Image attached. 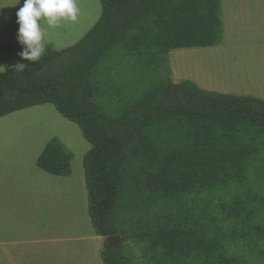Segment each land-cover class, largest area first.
I'll return each mask as SVG.
<instances>
[{
	"label": "trees",
	"instance_id": "1",
	"mask_svg": "<svg viewBox=\"0 0 264 264\" xmlns=\"http://www.w3.org/2000/svg\"><path fill=\"white\" fill-rule=\"evenodd\" d=\"M99 1L101 16L78 43L0 73V118L50 104L79 126L91 145L83 163L90 219L99 236L121 238L117 249L105 242V264H130L117 216L136 212L139 231H129L157 264L264 261V101L159 75L172 51L222 42L221 0ZM121 58L157 79L141 100L104 71ZM107 99L120 117L106 114ZM72 160L53 138L36 165L70 176ZM192 196L205 204L199 213Z\"/></svg>",
	"mask_w": 264,
	"mask_h": 264
},
{
	"label": "rangeland",
	"instance_id": "2",
	"mask_svg": "<svg viewBox=\"0 0 264 264\" xmlns=\"http://www.w3.org/2000/svg\"><path fill=\"white\" fill-rule=\"evenodd\" d=\"M228 1H230V20L233 32L232 41H230L231 50L172 51L169 59L159 71L162 78L173 80V66L176 64L183 71L185 78L193 82L198 80L208 86L221 85L227 87L226 89L230 87L236 89L250 85L252 80L258 79V43L261 29L264 27V4L261 2L264 0H221L224 9ZM23 3L24 0H19V3L18 0H0V47L10 46L16 48L17 51H23V46L17 39L19 26L16 23V12ZM77 4L80 11L76 21H63L59 28L48 29L46 48L62 50L75 45L99 20L102 12L99 0H77ZM223 39L212 49H217L223 43ZM180 53L184 55L172 66V59ZM32 63L22 60L19 54H0V73L20 70ZM135 65L137 64L134 59L121 58L112 60L107 67H104V71L107 75L110 74L113 80L123 86L124 90L137 101L155 86L153 83L157 79L147 75L145 77L143 69ZM105 102L107 104L104 110L109 117L121 116L122 111L117 103L112 102V104L108 99ZM53 138H58L66 150L73 155L70 183H73L75 187L86 186L83 163L91 145L83 137L79 126L62 117L53 105L37 106L0 118V153L5 156V165L11 170H26L28 176L49 175L39 169L36 162L46 144ZM199 198L192 196L188 202L190 206L192 201H195L193 206L197 213L205 207ZM217 203L218 200H214L211 207L219 211L221 208ZM150 218L149 215L146 216V219ZM139 220L140 215L137 212L128 215L121 213L117 216L118 225L127 230L123 253L130 264H157L151 260L146 244L141 243L135 233L129 231L130 228L136 232L139 231L137 229ZM93 233L94 228L88 215V200H86L84 211L81 215L78 212L74 228H69L66 234L77 238L88 237ZM88 258L87 254L85 259L88 260ZM248 258L251 264H264L263 260H257L252 255H248Z\"/></svg>",
	"mask_w": 264,
	"mask_h": 264
},
{
	"label": "crops",
	"instance_id": "3",
	"mask_svg": "<svg viewBox=\"0 0 264 264\" xmlns=\"http://www.w3.org/2000/svg\"><path fill=\"white\" fill-rule=\"evenodd\" d=\"M261 3L264 4V1ZM221 11L223 43L217 49H212L216 46L192 49L231 50L233 32L230 1L225 9L221 3ZM259 40L258 79L252 80L250 85L226 89L221 85H204L198 80L195 83L204 90L253 96L264 101V27ZM182 55L184 54L180 53L172 59V66ZM173 72L175 83L189 80L176 64ZM5 160V156L0 153V264H90L88 261L92 264H105L101 255L105 250L106 238L99 236L94 226V233L88 237L74 238L66 234L69 228H74L78 212L81 215L85 209V201L88 200L86 186L75 187L70 183L71 175L56 176L44 170L50 176H28L26 170H11L6 167ZM87 254L88 260L85 259Z\"/></svg>",
	"mask_w": 264,
	"mask_h": 264
},
{
	"label": "clouds",
	"instance_id": "4",
	"mask_svg": "<svg viewBox=\"0 0 264 264\" xmlns=\"http://www.w3.org/2000/svg\"><path fill=\"white\" fill-rule=\"evenodd\" d=\"M79 11L77 0H24L16 12L21 59L38 62L46 52L48 29L59 28L63 21H76Z\"/></svg>",
	"mask_w": 264,
	"mask_h": 264
},
{
	"label": "water",
	"instance_id": "5",
	"mask_svg": "<svg viewBox=\"0 0 264 264\" xmlns=\"http://www.w3.org/2000/svg\"><path fill=\"white\" fill-rule=\"evenodd\" d=\"M106 241L111 249H117L119 247L121 238L120 236H109L106 238Z\"/></svg>",
	"mask_w": 264,
	"mask_h": 264
}]
</instances>
